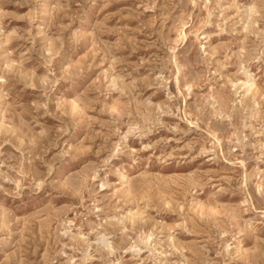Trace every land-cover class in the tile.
I'll return each instance as SVG.
<instances>
[{
    "label": "rangeland",
    "instance_id": "rangeland-1",
    "mask_svg": "<svg viewBox=\"0 0 264 264\" xmlns=\"http://www.w3.org/2000/svg\"><path fill=\"white\" fill-rule=\"evenodd\" d=\"M0 264H264V0H0Z\"/></svg>",
    "mask_w": 264,
    "mask_h": 264
},
{
    "label": "bare ground",
    "instance_id": "bare-ground-1",
    "mask_svg": "<svg viewBox=\"0 0 264 264\" xmlns=\"http://www.w3.org/2000/svg\"><path fill=\"white\" fill-rule=\"evenodd\" d=\"M247 84V82H244V85H246ZM126 175H123V180H122V182H124V181H126Z\"/></svg>",
    "mask_w": 264,
    "mask_h": 264
}]
</instances>
